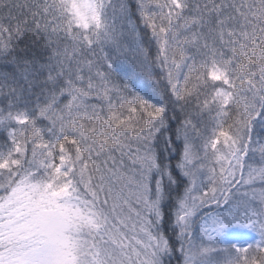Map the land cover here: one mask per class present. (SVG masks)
Wrapping results in <instances>:
<instances>
[{
    "label": "snow or ice",
    "instance_id": "obj_1",
    "mask_svg": "<svg viewBox=\"0 0 264 264\" xmlns=\"http://www.w3.org/2000/svg\"><path fill=\"white\" fill-rule=\"evenodd\" d=\"M0 264H264V0H0Z\"/></svg>",
    "mask_w": 264,
    "mask_h": 264
}]
</instances>
